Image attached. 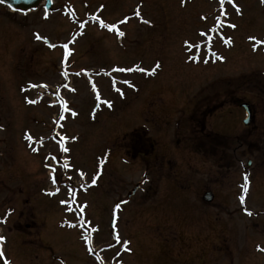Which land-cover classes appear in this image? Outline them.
<instances>
[{
    "label": "rangeland",
    "instance_id": "374dc122",
    "mask_svg": "<svg viewBox=\"0 0 264 264\" xmlns=\"http://www.w3.org/2000/svg\"><path fill=\"white\" fill-rule=\"evenodd\" d=\"M55 1L52 13L0 4V213L15 209L7 259L264 264V3L234 0L241 14L225 3L222 16L219 0ZM63 87L67 99L54 103ZM243 102L254 110L249 126ZM117 202L115 230L130 252L109 226ZM26 217L37 234H24Z\"/></svg>",
    "mask_w": 264,
    "mask_h": 264
},
{
    "label": "snow or ice",
    "instance_id": "6c2138e0",
    "mask_svg": "<svg viewBox=\"0 0 264 264\" xmlns=\"http://www.w3.org/2000/svg\"><path fill=\"white\" fill-rule=\"evenodd\" d=\"M0 2H5V0H0ZM182 2H183V0H182ZM219 2H220V9H221V15L222 16L227 15L226 11L224 10L225 3L230 4L235 9V12L237 14H241V9L234 3V0H219ZM261 3H264V0H261ZM135 15L136 16H139L140 15L139 10H137L135 12ZM45 18H47V17H45ZM216 19H217L218 22L223 23V21L221 20V17L220 16H218ZM127 22H128V18L126 17L124 20L119 21L118 24H124V23H127ZM144 22L145 23H148V21H144ZM99 23H100V26L101 27L107 28L109 31H114L117 34V36H119V37H123L125 35V33L123 31H120L119 30L117 24H106L102 20H100ZM228 26L231 27V28H233V29L236 27L235 24H229ZM81 27H83V25H81ZM214 30H215L214 28L213 29H210V31H214ZM201 35L203 36L205 34L202 32ZM36 39L39 40V39H41V37L37 34L36 35ZM250 39H253V38H250ZM226 42H230V41H226ZM256 43H257V45H259L261 43V41H256ZM49 46L50 47H55V45H49ZM62 47H64L65 49H67L68 48V45L67 44L62 45ZM253 50L255 51V47L253 48ZM218 58L219 59H223V57H218ZM193 59H195V58H193ZM204 62L207 63L208 61L205 60ZM159 67H160V65H159V63H157L155 65V67L153 69H151L147 74H149V75H155L156 74V69H158ZM116 70L123 72V71H133L134 69H123V68H119V69H116ZM135 70L145 71V69H142V68H137ZM77 75H79V73H77ZM124 83L125 84H128L129 86H133V85L130 84L129 81H124ZM73 91H74V89H73ZM116 91L121 96H123V92H121L120 89H116ZM106 103H108V106L111 107V103L110 102H106ZM72 115L75 116L76 113L73 112ZM61 150L64 151V152H67L68 151V149L65 148V147H63V146L61 147ZM64 167L65 168H68L69 167V164L67 163V161H65ZM78 174H79L80 178L83 179L84 173L83 172H79ZM96 179H97L96 177H93L92 178V180H91V184L92 185H95L96 184ZM69 180H71V177H69ZM241 188H242V190H243L244 193H247L248 188H249V177H248V174L247 173H245L244 176H243V184L241 185ZM57 191H59V189H57ZM69 195L70 196H73V203H75V200H74L75 190L72 189L70 186H69ZM244 199H245L244 196L241 195V197H240L241 204L244 203ZM61 203L64 204V203H67V202L66 201H61ZM123 203H127V201H124ZM85 207H87V205L80 206L79 211L81 213H83V209ZM119 210H120V204L118 203V204L115 205L114 212H117ZM244 211L246 212V214L248 216H252L253 215V213L250 210H248L247 208H245ZM10 214H11V210H9V212L6 215H10ZM0 223H6V219H0ZM69 226L75 227V225H69ZM5 240H6V238L4 236H0V243L4 242ZM116 242L117 243H121L120 237H119V234L118 233L116 235ZM129 243L130 242L127 241V240H125V241L122 242L123 247H124V250L126 252H130L131 251V248L128 247ZM258 250L261 251V252H264V248H261L259 246H258ZM4 257H5V254H4L3 250H2V248H0V260H3V264H10V262L6 258H4Z\"/></svg>",
    "mask_w": 264,
    "mask_h": 264
},
{
    "label": "water",
    "instance_id": "95a60500",
    "mask_svg": "<svg viewBox=\"0 0 264 264\" xmlns=\"http://www.w3.org/2000/svg\"><path fill=\"white\" fill-rule=\"evenodd\" d=\"M42 0H5V3L10 5L13 9H30L36 7ZM51 0H47V4L50 5ZM247 112V119L245 123H249L251 119V109L248 104H244ZM205 199L211 201L213 199V195L211 193H207L205 195Z\"/></svg>",
    "mask_w": 264,
    "mask_h": 264
},
{
    "label": "flooded vegetation",
    "instance_id": "af4514ba",
    "mask_svg": "<svg viewBox=\"0 0 264 264\" xmlns=\"http://www.w3.org/2000/svg\"><path fill=\"white\" fill-rule=\"evenodd\" d=\"M34 226H35V225H33V224L31 225V224L27 223V224L24 226V228H25V229H29V230H30V228H32L31 231H33V230H34Z\"/></svg>",
    "mask_w": 264,
    "mask_h": 264
}]
</instances>
